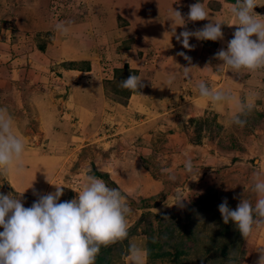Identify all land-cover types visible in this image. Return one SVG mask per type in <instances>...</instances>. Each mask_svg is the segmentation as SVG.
Segmentation results:
<instances>
[{
  "label": "rangeland",
  "instance_id": "rangeland-1",
  "mask_svg": "<svg viewBox=\"0 0 264 264\" xmlns=\"http://www.w3.org/2000/svg\"><path fill=\"white\" fill-rule=\"evenodd\" d=\"M83 1L46 0L45 12L41 13L35 0H0V108L8 109L13 131L25 144L24 173L17 175L13 171L0 176V193L20 198L28 208L38 198L34 190L45 195L61 186L63 202L78 195L88 175L107 174L114 184H106L119 189L131 209L128 236L102 247L95 264H132L131 245L143 250L144 264H255L257 249L264 247V228L254 227L251 236L242 239L231 222L223 223L218 211L224 198L235 209L239 199L233 197L243 193L254 205L256 195L251 191V180L256 172L264 174V72L228 75L225 68L217 69L222 62L213 59L233 38L236 26H232L230 8L236 0H200L209 20L186 23L187 30L195 31L200 22L204 25L210 20L219 21L224 24V38L200 41L201 49L195 46L192 54L200 58L195 66L203 64V73L191 74L189 87L182 90L181 102L176 105V115L170 106L168 111L160 109L167 101L166 87L163 94L151 92L158 78L155 68L166 62L161 48L153 43L148 50L142 49L144 57L142 52L136 54L138 59L144 58V70L124 63L122 51L129 49V41L115 46L120 38H97L99 46L86 47L91 64L90 60L77 64L79 61L69 62L66 55L58 56L61 40L69 35L80 40L81 33L75 32L71 24V33L61 34L56 25L63 22L66 26L74 19L84 22ZM187 1L197 2L173 3L185 17L189 12ZM257 3L254 11L264 16V0ZM150 9L140 5L138 10L144 13L139 15L150 13ZM165 12L162 21H171L172 9L166 8ZM184 30L180 28V32ZM142 43L143 39L140 44L145 48ZM189 43L193 44L191 39ZM178 47L183 51L181 43ZM205 51L207 58L216 62L211 69H204L210 65L206 64ZM183 52L189 53L187 49ZM66 69L92 71L88 76L91 80L78 77L63 84L62 72ZM131 74L143 81L139 91L120 86V81ZM170 79L174 87L178 81L182 87L178 75ZM200 81L213 90L228 87L237 102L251 105L246 125L241 128L228 123L236 107L232 106L228 113L211 104L205 108L197 89ZM83 85L98 88L93 86L88 95ZM79 91L84 95L85 115H80L83 109L79 113L74 108L79 101L65 103L71 94L79 99ZM140 92L139 95H150L148 100L152 94L156 99L146 104L143 116L131 121L132 96ZM184 99L189 102L182 104ZM128 104L129 108L122 107ZM69 112L71 115H66ZM186 160L193 163L192 175L185 171ZM169 174L175 180H170ZM178 193L184 199L181 204L176 199Z\"/></svg>",
  "mask_w": 264,
  "mask_h": 264
},
{
  "label": "clouds",
  "instance_id": "clouds-1",
  "mask_svg": "<svg viewBox=\"0 0 264 264\" xmlns=\"http://www.w3.org/2000/svg\"><path fill=\"white\" fill-rule=\"evenodd\" d=\"M188 7L186 17L172 8L174 18L170 19L173 22L170 35L184 49L194 50L195 46L189 43L193 37L198 41L223 40L224 24L219 21L210 20L195 31L187 30V22L209 20L200 0ZM256 7L257 0H236L231 5L232 26H236V30L227 48H221L214 54L213 59L222 62L217 69L227 68L234 76L245 72H264V16L254 11ZM177 27L185 30L177 34ZM56 30L61 34L68 32L63 22L56 25ZM176 55L188 62V66L180 67L184 70L183 75L190 80V70L198 67L192 64V58L186 52H177ZM120 86L130 91H139L144 87L140 77L134 74L121 80ZM197 89L199 97L212 106L236 104L228 123L241 128L246 125L251 105L237 102L230 91L213 90L204 81L197 84ZM24 152L25 144L13 131V119L8 109L0 108V176L13 171L17 175L23 174ZM184 167L187 173L193 174L191 160H186ZM169 179L175 180V176L169 174ZM63 189L55 186V192L45 195H39L34 190L33 194L38 198L28 208L24 207L20 198L0 193V228L3 229L0 231V264H95L102 247L127 238V217L131 209L119 189L109 187L103 179L94 175L87 176L85 185L75 198L60 202ZM251 191L256 195L254 205L244 198V193L233 197L239 199L235 209L229 206L227 198L218 205L223 223L227 225L231 222L242 239H248L254 227L264 228V174H253ZM176 199L178 204L184 201L180 193ZM256 252L255 264H264V247ZM129 255L132 264H144L142 249L131 245Z\"/></svg>",
  "mask_w": 264,
  "mask_h": 264
},
{
  "label": "crops",
  "instance_id": "crops-1",
  "mask_svg": "<svg viewBox=\"0 0 264 264\" xmlns=\"http://www.w3.org/2000/svg\"><path fill=\"white\" fill-rule=\"evenodd\" d=\"M35 1H37V2H35V6L38 9H40L41 13L42 12L44 13L45 12L44 5L46 3V0H35ZM41 1H42V3H41ZM84 1H83V3H85V6L83 7V9L81 11V13L83 14V17L85 19L84 22H82V19L80 22L78 19L73 18L75 20V22H72V23H69L68 25H66V27L68 28L71 26V24H74V26L76 27L75 32H79V34L81 33L79 36L80 40L74 38L72 35L64 37V39L61 40L62 47L58 51V56L61 57L62 55H66V59L70 60L69 62L73 61V63H77L79 61L77 64L82 63V62H80L81 60H83V61L90 60V64H91L93 62L91 61L90 57L88 58L89 52H88V49H86V47H88V48L92 47L93 48L95 46H99L100 44L98 43L97 38H101V37L102 38H108L109 37L110 39L120 38L121 41H117L115 46L122 43V41H124V42H126L127 40L129 41L126 44L129 46V49H124L123 51L121 50L122 53H124L123 56L121 57V59L122 60L126 59V61H124V63H126V65L129 64V67H131V68L136 66L135 69H143L144 70V67L141 65L142 62L144 61V58L138 59L136 54H139V52H142V57H144L145 54L142 51V49L148 50L150 45H152V43H153L154 47L156 45L157 47L161 48L163 58L165 59L166 62H163L161 64V66H158L159 68H155V73H156L155 77L157 76L158 78H157V80H154L155 82H153L154 84L151 86L153 88V90H151V92L153 91V94H154V90H155L159 94H163L164 88L166 87L167 90H165V91H166V93H168V96H166L167 101L165 102L164 105H162V107H160V109L162 111L163 110L168 111V106H170L169 109H170L171 113L176 115V112H178L177 111L178 106H176V105H179V103L181 102L180 95H182V93H183L182 90H184V88H186V87L187 88L189 87V84H188L189 79L183 75L184 70L181 68V67L188 66V62L185 61L183 59V57L176 55L177 52L182 51L181 50L182 48L178 47V45L180 43L177 42L175 37L170 35L171 26H172L173 22L172 21H165V20L162 21V18L164 17L163 15H167V13L165 12L166 8H170V9L173 8L175 10V8H174L175 5H173V3L177 0H84ZM215 2H216V0H215ZM186 3L188 4L187 8H189L188 6L192 4V3H190V1H187ZM140 5L144 6L145 9L146 8H149V9L154 8L155 10L152 11L150 9V11H151L150 13H146V15L140 16L139 13H144V12H140L138 10ZM22 8L25 9L24 6ZM129 11H131L130 12L131 14H128ZM26 12H27V10H26ZM155 14L158 16H156ZM120 22H123V24L121 25ZM201 26H203V24L200 22L196 29L200 28ZM180 28L181 27L176 28L177 34L180 33ZM67 33H71V32L68 31ZM131 38H134L135 40L132 41ZM141 39H143L142 45H144L145 48H141L142 47L140 44ZM96 40H97V43H95ZM191 40L193 43L191 45L198 46V47L200 45L199 48L201 49L202 45H201L200 41L196 40L194 37L191 38ZM86 41L89 43V46H88V43ZM154 41H155V43H154ZM101 48H102V46H101ZM98 49H99V47H98ZM183 51H184V48H183ZM192 51H189L190 54L187 53V55L192 58V64L195 66V65H197L196 64L197 62H200L199 61L200 58L194 56L192 54ZM205 52H206V54L204 56H205L206 64L209 63L210 64L209 67L211 69L213 64L216 62L211 61L212 60L211 57L209 60L207 58L209 56V54L207 53V51H205ZM58 62H60V61H58ZM116 63L117 62H113L114 65H116ZM77 64H75V65H77ZM202 65L200 67L197 66L198 68L191 69L190 73H189L190 77H191V74L193 72H196L198 74L203 73ZM91 69H93V68H91ZM201 70H202V72H201ZM225 71L227 72V74L230 73L229 69H227V68H225ZM91 73H92V71H88V70L81 71V70H75V69H69V70L66 69L62 72V77H63V79H65L63 84H67L72 79H76L78 77L80 80H83L86 78L85 80L90 81L91 79L88 76ZM170 73H171V75H170ZM172 75H178L182 79L186 78V81L184 79L183 80L181 79V81H180V83H182V87H180L179 81L177 83L178 89L173 86L174 83H172V82L169 83V76L171 77ZM215 75H217V74L215 73ZM160 79H161V81H159ZM79 82H81V81H79ZM232 82L233 81H231L229 79V83L232 84ZM93 86L94 85H90L89 87H84V85H83V89L85 91H87L86 93L89 95L88 91ZM94 87L96 89L98 88V86H96V85ZM215 90L228 91V87L226 88L223 86L222 88H217ZM168 91H172V93H169ZM79 94H80V95H78L79 99H76L77 96H73L71 94L70 97L66 98L65 103L67 105H69V103L79 101L78 102L79 105L74 106V108L77 110L76 112H79V113H81L80 109H83V113H81L80 115H85L86 109L84 107L85 104H83L84 103V95L83 94L81 95L80 91H79ZM139 94H141V92L138 93V95L132 96L133 98H135V100L133 99V102H134L133 108L134 109L130 113V116H133L134 119L130 118L131 121H134L136 119V116H143L142 114L145 113L143 111L147 108V107H145V106H147L146 104L150 103L154 99H156V98H154V95L152 93H151L152 96H151L150 100H148V96H150V95H139ZM262 96H264V94H262ZM130 100L132 102L131 98H129V102H130ZM158 101L162 104L161 100L158 99ZM164 101H165V99H164ZM187 102H189V100L184 99L182 104H185ZM190 104L193 105L192 103H190ZM203 104L205 105V108H208V105L210 103L206 100H203ZM199 105L202 106L201 103H199ZM128 106H129V104L127 106H122V107L129 108ZM232 106L236 107V104H234V105L221 104V105L213 106V107H215V109H217V107H220L228 113V111L230 112V108ZM141 109H143L142 112H141ZM198 109L199 108L194 107V110L196 112H199ZM192 110L191 111L189 110V111L192 112ZM72 111H73V113H75L74 109ZM162 111L160 112L159 116L162 115ZM163 113L165 114L166 112H163ZM66 115H71V112L67 113ZM166 115H167V113H166ZM17 182H19V181H17ZM16 186L19 187L20 185L16 184Z\"/></svg>",
  "mask_w": 264,
  "mask_h": 264
},
{
  "label": "trees",
  "instance_id": "trees-1",
  "mask_svg": "<svg viewBox=\"0 0 264 264\" xmlns=\"http://www.w3.org/2000/svg\"><path fill=\"white\" fill-rule=\"evenodd\" d=\"M94 174L97 178L103 179L105 181V183L114 184L113 182L109 181L107 174H100V173H96V172H94ZM155 243H157V242H155Z\"/></svg>",
  "mask_w": 264,
  "mask_h": 264
},
{
  "label": "bare ground",
  "instance_id": "bare-ground-1",
  "mask_svg": "<svg viewBox=\"0 0 264 264\" xmlns=\"http://www.w3.org/2000/svg\"><path fill=\"white\" fill-rule=\"evenodd\" d=\"M19 185V184H18Z\"/></svg>",
  "mask_w": 264,
  "mask_h": 264
}]
</instances>
